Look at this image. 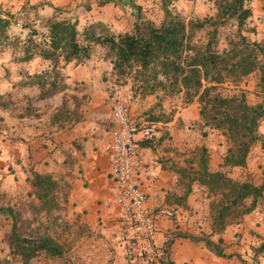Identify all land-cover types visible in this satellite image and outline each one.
Wrapping results in <instances>:
<instances>
[{
    "label": "trees",
    "instance_id": "obj_1",
    "mask_svg": "<svg viewBox=\"0 0 264 264\" xmlns=\"http://www.w3.org/2000/svg\"><path fill=\"white\" fill-rule=\"evenodd\" d=\"M176 1L157 0L162 12L157 23L142 16L139 6H135L130 28L116 34L107 30L101 21L90 22L79 31L76 20L57 18L58 8L55 7L51 15L37 18L42 22L39 29L29 24L25 15L22 28L27 30L26 37L21 42L20 56L14 57L13 61L28 62L38 56L47 61V68L16 82L20 87L38 88L33 98H26L16 117H39L31 102L63 93L68 84L62 69L70 62L74 65L88 59L95 46L104 49L117 77L131 80L139 97L154 95L157 104L163 97L172 95H180L185 103L194 101L200 126L220 132L226 148L218 169L212 171L208 168V151L204 143L193 149L190 158H185L184 166L170 164L168 169L183 186V192L180 195L166 194L165 203L174 205V209H187L186 198L191 185L202 186L208 198L209 232L200 235L174 232L160 246V263L171 264L168 260L170 244L175 238H185L201 243L217 257H234L246 264L239 254L223 252L220 234L227 226L240 223L263 199L264 172L255 183L233 179L223 168L245 167L251 149L264 145V136L258 131L264 120V38L250 40L241 32L251 16V10L246 6L248 0H213L215 12L211 16L190 20H184L171 9V4ZM21 12H9L0 5V40L8 39L13 20L19 25L16 20L22 18ZM230 20L235 25L233 37L227 40L225 48L218 49V30ZM36 36L41 40L36 41ZM12 39L16 41L18 38ZM250 73L257 75L255 88L261 96L260 101L249 104L242 93L225 96L220 92L224 82L235 83ZM71 97L76 99L74 95ZM0 108L11 110L16 106L0 94ZM72 111L74 108L68 111L62 96L49 121L56 123L62 114L68 117ZM147 118L162 123L171 120L170 116L153 114ZM148 141L140 140L139 143L144 147ZM25 179L32 187L31 194L36 201V204H29L31 214L49 215L62 210L58 201L60 184L51 172L30 169ZM62 201H65V195ZM3 212L10 220L7 246L16 260L28 264L40 253L48 258L62 255L63 247L47 233V229L32 228L31 232L24 233L31 220L22 219L20 213L11 207L3 208ZM213 235L218 236L216 241L210 238ZM258 238V244L250 247L253 264H258V257L264 254V234Z\"/></svg>",
    "mask_w": 264,
    "mask_h": 264
},
{
    "label": "rangeland",
    "instance_id": "obj_2",
    "mask_svg": "<svg viewBox=\"0 0 264 264\" xmlns=\"http://www.w3.org/2000/svg\"><path fill=\"white\" fill-rule=\"evenodd\" d=\"M29 1L0 0L1 6L10 4L6 9L12 13L26 12H21L22 18L16 20L19 25L14 24V20L12 21L8 39L0 40V94L16 106L11 110L0 108V264H22L10 255L7 246L10 220L3 212V208L6 207L16 209L22 219L31 220L25 227L24 233L31 232L32 228L38 230L45 228L47 233L63 247L64 252L61 256L48 258L40 253L28 264H116L115 252L108 242V236L116 234L107 235L101 231V228H98L99 223L93 229L84 226L79 216L70 209L72 207H67V204L62 201L67 181L73 174L72 171H75L74 161L69 162L67 158L64 162L53 159L49 164L43 163L51 168L52 175L60 184L58 201L62 210L54 211L49 215L31 214L29 204H36V201L32 197V187L26 181L25 176L28 175L30 169H33L34 164L25 158V147L30 140L39 136L32 134L33 129H41L42 125V129L44 126L47 127V129L44 128L45 131L49 130L46 125L47 120L58 108L62 96L66 100L68 111L71 112L74 108V112L72 111L68 117L62 114L56 125L66 126L68 130L74 126L80 127L75 137L79 140L78 142L83 133L89 136L90 132H103V130L110 129L108 95L113 91L121 97L129 112L137 118L152 121L147 118V115L151 114L171 117L168 123L158 122L159 135L148 142L152 145L151 147L155 146L158 149L162 158H168L163 159L166 166L171 164L170 162L176 166H184L185 158H190L193 149L204 143L208 151L209 170L218 169L226 143L220 132L200 126L198 108L194 101L185 103L180 95H172L163 97L157 104V97L154 95L139 97L130 79L124 80L116 76L111 69V62L105 57L104 49L100 46L94 47L88 59L72 65L73 76L68 88L57 98L51 101L46 99L31 102V105L39 110V120H35L37 117L26 119L16 117V114L20 112V106L26 102V98H33L38 93V88L37 91L30 88L23 93L22 90L27 87H20L16 85V82L31 78L36 72H42L47 68V63L39 62L37 56L24 63L13 61L14 57L20 56L23 46L21 42L26 37L27 30L22 28L24 16L26 15L25 20L29 21V24L32 23L31 25L39 29L42 22L37 18L45 17L46 13H41L38 7L42 5V2L49 0L39 1L36 5L30 4ZM74 2L75 4L57 7L56 17L70 21L76 20V28L79 31L84 26L83 22L97 20L103 22L107 30L114 34L126 31L134 19L135 6H139L142 16L154 23L162 17L157 0H73ZM246 6L250 8L251 16L246 20L241 32L250 40H262L264 38V0H248ZM171 9L184 20L200 19L211 16L215 12L213 0H178L171 4ZM234 30L235 25L231 20L219 28L218 49L227 46V40L233 37ZM14 37L18 39L13 40ZM36 38V41L41 40L40 37L36 36ZM63 74L65 75L64 71ZM256 77V73H250L235 83L224 82L219 88L220 92L225 96L242 93L247 103L258 102L261 96L255 88ZM72 95L76 99H73ZM32 125L33 129H31ZM27 129H30V132ZM258 131L264 136V120L261 121ZM50 133L48 132L44 138L49 140ZM73 143L76 144L75 141ZM51 147L47 143V145L38 146L35 150L42 153L47 149L49 152ZM67 148L71 147L67 146ZM52 150L53 148L50 152ZM223 169L233 179L258 182L264 172V145H256L251 149L245 167ZM182 192L183 186L175 181V188L171 190L172 195H180ZM186 202L187 209L176 208L175 218L178 217L182 223L179 231L193 230L194 235L205 233L209 223L208 198L205 189L193 183ZM256 208H258V213H264V198ZM176 222H172V225L175 226ZM169 234L170 232L167 236ZM115 241L117 243L116 239ZM197 246L199 245L196 244L195 247ZM123 264H125L124 260Z\"/></svg>",
    "mask_w": 264,
    "mask_h": 264
},
{
    "label": "crops",
    "instance_id": "obj_3",
    "mask_svg": "<svg viewBox=\"0 0 264 264\" xmlns=\"http://www.w3.org/2000/svg\"><path fill=\"white\" fill-rule=\"evenodd\" d=\"M39 1L43 0H30L29 3L36 5ZM69 4H75V2L73 3V0H49L48 2H42V5L38 8H40L39 11L41 13H46L45 16H48L51 15L54 7H64ZM7 5L9 6L10 4ZM8 6L3 5L2 7L6 9ZM90 22L93 21L83 22V25H87ZM36 58L39 62L47 63V61L38 56ZM72 65L73 64L70 62L63 68L65 75L68 76V78L65 76V82L68 85L73 76L71 71L73 70L71 69ZM30 88L37 91L36 86H31L23 89L22 92L26 93L25 91L30 90ZM59 94L47 99L51 101V99L57 98ZM29 95H31V93H29ZM130 115L136 122L143 120L131 113ZM26 118L29 117H22L19 119ZM39 119L40 118L37 117L35 120ZM46 125L49 129L46 131L45 129H47V127L43 126L42 129V125L41 129H33V125L31 126V129H33L32 134L39 135L37 138L30 140L26 144L27 147H25V158H27V161L29 160L34 164L32 170L37 172H51V168L48 165H43V163L46 162L49 164L53 159L64 162V160L68 158L69 162L74 161L75 171H72L73 174L67 181L64 203L67 204V207H72L70 209L74 211L75 215L79 216L84 226L93 229L99 223L98 228H101V231L105 232L107 235L111 233L116 234L118 231L116 220L117 209L110 201V181L108 178L107 166L110 129L108 131L103 130V132H90L89 136L83 133L80 142H78L79 140H76L75 137H77L76 135L78 134L76 133L79 131L80 127L74 126L68 130L66 126H57L56 123H50L49 120H47ZM29 130L30 129H27L28 132H30ZM48 132H51L49 134L51 135L49 140L44 138ZM73 141H75L76 144H74ZM139 141L140 140H138L139 149L137 155L138 166L136 168L135 177L139 187L145 194L147 205L150 207H173L174 205L165 203V196L166 194H172L171 190L175 188L176 181L175 174L168 169L170 164L166 166L163 161V159L168 158H162L158 149H156L155 146L151 147L152 145L148 143L150 141H148L147 145L144 147L140 145ZM47 143L52 146V152H50L51 149L49 152H47L46 149V151L44 150L42 153L41 151L35 150L38 146H42L43 144L47 145ZM67 146L71 148L68 149ZM170 163L172 164V162ZM106 202L107 204L105 205ZM175 211L177 213V209ZM257 211L258 208L254 209L251 213L245 215L240 223L227 226L220 234V245L223 252L227 254H239V256L245 260L246 264H253L250 247L256 246L259 242L258 236L264 234V213H258ZM175 217L171 220L160 219L157 222L156 242L159 246L162 245L164 240L170 239L174 232L180 230V225L182 223L178 217ZM172 222H176L175 226L172 225ZM169 232L170 234L167 236ZM188 232L192 234L194 231L188 230ZM208 232L209 228L206 227L205 233ZM210 238L216 241L218 236L213 235ZM115 239L116 235L108 236L109 245L115 252V263L123 264L122 252ZM196 244L199 245L197 246L199 248L195 247ZM200 245L202 246L201 243H194L185 238H175L169 246L168 260L171 264H242L234 257H217ZM258 258V264H264V254Z\"/></svg>",
    "mask_w": 264,
    "mask_h": 264
},
{
    "label": "built area",
    "instance_id": "obj_4",
    "mask_svg": "<svg viewBox=\"0 0 264 264\" xmlns=\"http://www.w3.org/2000/svg\"><path fill=\"white\" fill-rule=\"evenodd\" d=\"M108 103L111 128L107 166L110 201L117 209V245L121 248L125 264H161L156 224L160 219L174 218L176 209L148 206L135 177L138 140L157 137L159 123L136 122L121 97L113 91L108 95Z\"/></svg>",
    "mask_w": 264,
    "mask_h": 264
}]
</instances>
